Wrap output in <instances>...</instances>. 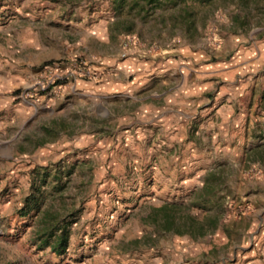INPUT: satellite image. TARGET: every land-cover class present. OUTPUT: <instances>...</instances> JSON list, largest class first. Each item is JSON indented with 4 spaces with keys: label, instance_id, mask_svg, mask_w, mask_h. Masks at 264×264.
I'll return each mask as SVG.
<instances>
[{
    "label": "rangeland",
    "instance_id": "1",
    "mask_svg": "<svg viewBox=\"0 0 264 264\" xmlns=\"http://www.w3.org/2000/svg\"><path fill=\"white\" fill-rule=\"evenodd\" d=\"M263 36L264 0H0V264H224L264 225V61L224 68ZM172 54L220 70L202 96L230 123L201 112L168 147L116 133L134 103L114 85L135 82L118 63ZM54 65L57 84L22 98Z\"/></svg>",
    "mask_w": 264,
    "mask_h": 264
},
{
    "label": "crops",
    "instance_id": "2",
    "mask_svg": "<svg viewBox=\"0 0 264 264\" xmlns=\"http://www.w3.org/2000/svg\"><path fill=\"white\" fill-rule=\"evenodd\" d=\"M253 52V57L249 58L248 54L241 56L234 66L224 69L239 70L242 63H247L254 58L264 61V36L261 46ZM193 57L198 58L196 55ZM184 68L183 63H180V57L176 54L152 56L148 59L134 56L119 62L114 77L118 79L120 75L133 73L135 82L128 87L121 83L114 85L121 89L120 95L123 96V100L127 99L134 103L126 115L128 123L118 127L116 133L118 131L120 134H126L133 138L132 140L158 138L168 147L174 146L186 137L187 132L191 131L194 118L201 112L205 114L210 127L214 124L223 127L230 123V117L227 115L230 106L227 103L215 99L205 100L206 97L202 96L203 92L214 88L216 75L220 70L209 65L208 69L201 72L200 67L194 69L192 66L193 73L192 71L184 73ZM225 75L226 73L222 77L225 78ZM9 81L7 77L2 80L4 83ZM74 84L88 86L83 84L82 80H75ZM105 90L104 87L101 90L96 89L93 93L94 97L103 98L107 95ZM220 92V94L226 93L229 98H235L242 91L233 85L229 89L222 87ZM201 102L204 103L200 105ZM79 132L85 138H92L96 134L94 129L86 127ZM213 134L217 136L218 133L213 132ZM219 134L220 137H224L227 133L219 130ZM260 221H264L263 218H260ZM229 248L230 253L225 258H221L226 259L224 264H264V225L256 229H248L243 234V240L240 243L230 241Z\"/></svg>",
    "mask_w": 264,
    "mask_h": 264
},
{
    "label": "built area",
    "instance_id": "3",
    "mask_svg": "<svg viewBox=\"0 0 264 264\" xmlns=\"http://www.w3.org/2000/svg\"><path fill=\"white\" fill-rule=\"evenodd\" d=\"M125 56V53L122 54ZM62 71H60L59 66H45L43 71L39 74V78L31 85L28 89L21 92L22 98H32L34 94L38 92L45 93L47 90L53 88L59 79H61ZM76 73L80 76H90L96 77L97 74L87 67L83 60H80L78 65L75 67V71L73 74ZM69 75V73H66Z\"/></svg>",
    "mask_w": 264,
    "mask_h": 264
},
{
    "label": "trees",
    "instance_id": "4",
    "mask_svg": "<svg viewBox=\"0 0 264 264\" xmlns=\"http://www.w3.org/2000/svg\"><path fill=\"white\" fill-rule=\"evenodd\" d=\"M215 222H216V219H215ZM172 223H173V219H172V220H170V221L168 220V221L166 222V224H167V227H168V226H170V224H172Z\"/></svg>",
    "mask_w": 264,
    "mask_h": 264
}]
</instances>
